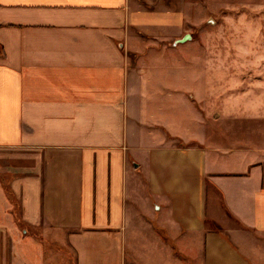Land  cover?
<instances>
[{
    "label": "crops",
    "instance_id": "crops-1",
    "mask_svg": "<svg viewBox=\"0 0 264 264\" xmlns=\"http://www.w3.org/2000/svg\"><path fill=\"white\" fill-rule=\"evenodd\" d=\"M208 15L0 0V264H264V114L208 120L178 60Z\"/></svg>",
    "mask_w": 264,
    "mask_h": 264
},
{
    "label": "rangeland",
    "instance_id": "rangeland-1",
    "mask_svg": "<svg viewBox=\"0 0 264 264\" xmlns=\"http://www.w3.org/2000/svg\"><path fill=\"white\" fill-rule=\"evenodd\" d=\"M205 2L209 15L204 30L193 31L197 41L189 43L185 52L178 50V60L189 67V92L196 104L207 98L221 102L205 107L211 121L221 116L222 122L231 123L237 116L264 114V0ZM156 112L161 117L160 107ZM239 130L236 127L230 137L237 144L249 145L258 140L237 135ZM45 237V264H75L64 239Z\"/></svg>",
    "mask_w": 264,
    "mask_h": 264
},
{
    "label": "water",
    "instance_id": "water-1",
    "mask_svg": "<svg viewBox=\"0 0 264 264\" xmlns=\"http://www.w3.org/2000/svg\"><path fill=\"white\" fill-rule=\"evenodd\" d=\"M190 39V37H186L185 39H183L181 42H185L186 40Z\"/></svg>",
    "mask_w": 264,
    "mask_h": 264
}]
</instances>
